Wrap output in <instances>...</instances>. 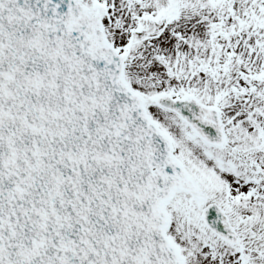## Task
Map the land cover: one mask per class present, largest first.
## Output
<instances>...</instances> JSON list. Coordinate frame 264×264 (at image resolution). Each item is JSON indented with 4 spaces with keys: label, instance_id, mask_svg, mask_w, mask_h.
<instances>
[{
    "label": "snow or ice",
    "instance_id": "1",
    "mask_svg": "<svg viewBox=\"0 0 264 264\" xmlns=\"http://www.w3.org/2000/svg\"><path fill=\"white\" fill-rule=\"evenodd\" d=\"M0 264H264V0H0Z\"/></svg>",
    "mask_w": 264,
    "mask_h": 264
}]
</instances>
